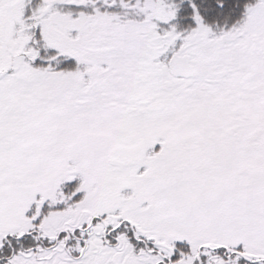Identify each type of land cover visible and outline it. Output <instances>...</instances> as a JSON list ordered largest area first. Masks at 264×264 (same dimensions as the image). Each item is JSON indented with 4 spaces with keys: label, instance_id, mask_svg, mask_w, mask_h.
Listing matches in <instances>:
<instances>
[{
    "label": "snow or ice",
    "instance_id": "obj_1",
    "mask_svg": "<svg viewBox=\"0 0 264 264\" xmlns=\"http://www.w3.org/2000/svg\"><path fill=\"white\" fill-rule=\"evenodd\" d=\"M0 264H264V0H0Z\"/></svg>",
    "mask_w": 264,
    "mask_h": 264
}]
</instances>
